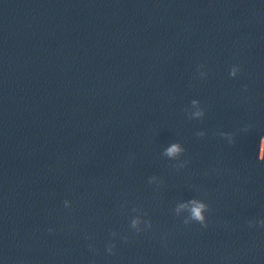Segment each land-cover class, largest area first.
<instances>
[{
    "label": "clouds",
    "instance_id": "obj_1",
    "mask_svg": "<svg viewBox=\"0 0 264 264\" xmlns=\"http://www.w3.org/2000/svg\"><path fill=\"white\" fill-rule=\"evenodd\" d=\"M169 151H170V152H174V151H176V149H175V147H173V148L170 149ZM194 214H195L198 218H200L199 209L194 210Z\"/></svg>",
    "mask_w": 264,
    "mask_h": 264
}]
</instances>
